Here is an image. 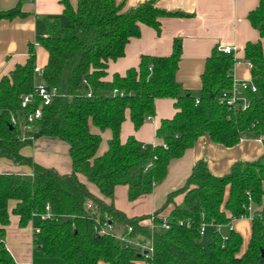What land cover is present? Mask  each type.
<instances>
[{
    "label": "trees",
    "instance_id": "obj_1",
    "mask_svg": "<svg viewBox=\"0 0 264 264\" xmlns=\"http://www.w3.org/2000/svg\"><path fill=\"white\" fill-rule=\"evenodd\" d=\"M60 1L66 22L60 15L46 16L47 32L29 44L26 61L0 77V157L32 168L31 177L0 172V264H20L4 241L11 199L16 200L12 211L22 225L35 214L45 213L46 204L50 205V215L35 226L34 251L59 257L63 264H264V224L257 215L264 211V153L255 159L237 160L222 175L213 173L206 159H199L184 185L170 191L162 206L151 213L129 216L114 203L115 188L120 184L128 186L130 200L152 192L166 178L170 161L183 155L201 135L225 146L264 135L261 38L247 41L244 48L257 90L245 92V107L235 106L221 95L232 86L236 58L219 51L218 46L206 58L198 95L183 89L177 80L180 38L174 39L170 54H142L136 66L107 78L109 62L124 55L130 39L141 34L142 23L160 32L162 17L185 15L183 11L161 8L156 0H144L127 10L118 0ZM25 14L20 3L0 8V19ZM248 18L263 37L264 0L249 11ZM36 43L48 52L42 83L56 87L57 93L25 129L22 96L39 84ZM159 97L173 98L176 108L172 117L160 120L156 129L159 142L141 144L134 135L122 141L120 131L127 110L138 129L155 113ZM40 103L37 98L31 108ZM13 116H20L21 123H13ZM105 130L111 136L105 151L98 153ZM40 136L59 137L68 143L71 172L60 173L21 152ZM87 200H92L93 208L86 206ZM249 205L254 213L245 248L243 236L235 228L223 233L211 226L208 246L202 243V222L228 225L233 217L249 215ZM163 216L167 228L161 226ZM109 223L126 228L128 237L150 239L151 254L113 230L102 231ZM151 223L157 225L155 229ZM129 226L132 229L127 231Z\"/></svg>",
    "mask_w": 264,
    "mask_h": 264
},
{
    "label": "crops",
    "instance_id": "obj_2",
    "mask_svg": "<svg viewBox=\"0 0 264 264\" xmlns=\"http://www.w3.org/2000/svg\"><path fill=\"white\" fill-rule=\"evenodd\" d=\"M73 4L77 0H70ZM144 0H118L123 3V10L136 6ZM20 3L23 16L12 19H0V77L8 73L17 63H24L28 56V47L36 42L38 35L47 32L46 16L60 15L63 23V4L60 0H0V8L6 9ZM259 0H156L157 6L167 10H181L185 15L164 16L161 18V30L158 32L148 24H141V34L132 37L125 47L123 56L111 60L107 78L114 72L124 73L127 68L136 66L142 54L166 55L172 52L173 41L180 38L182 54L177 70V80L183 89H190L198 95L202 86V72L207 56L213 48L220 45L235 46L236 62L233 76L238 79H251V67L245 58V44L249 40L261 41L264 36L254 27L248 13L255 8ZM44 51L40 62L39 49ZM37 66L42 69L48 58L47 50L36 43ZM176 112L174 99L159 97L155 100V113L148 116L144 123L136 129L127 110L123 121L120 138L125 141L134 135L141 144L159 142L156 129L164 117H172ZM111 136L110 130L102 133V141L98 153L107 148ZM25 155L32 156L36 161L56 168L60 173L72 170V159L69 145L59 137L40 136L32 144L21 149ZM264 153V135L261 137H244L233 145L225 146L212 141L207 135H201L193 146L187 148L183 155L173 158L168 167L166 178L156 184L152 192L139 196L135 200L128 197V186L117 185L114 194L115 205L129 216L147 214L161 207L170 191L181 187L190 175L194 164L201 158L206 159L211 171L222 175L230 171L232 165L240 159H255ZM14 171L32 176V168L28 164L16 163L7 157H0V172ZM80 179L87 182L91 190L98 193L97 187L80 174ZM178 200L180 197L177 198ZM16 200L9 201V222L5 226L4 241L9 252L20 264H63L59 257H44L34 251L35 226L41 218L35 214L26 224H20L19 216L12 209ZM232 228L239 231L247 246L252 233V220L246 217L234 219ZM211 228V226H208ZM229 229V225L222 227ZM117 228V230H116ZM113 231L125 235L126 228L113 225ZM205 234V233H204ZM99 264H105L100 261ZM139 264H143L139 262Z\"/></svg>",
    "mask_w": 264,
    "mask_h": 264
},
{
    "label": "built area",
    "instance_id": "obj_3",
    "mask_svg": "<svg viewBox=\"0 0 264 264\" xmlns=\"http://www.w3.org/2000/svg\"><path fill=\"white\" fill-rule=\"evenodd\" d=\"M219 51L223 52V53H235V46H231V45H220L218 46ZM247 63L249 64L250 67H252V63L250 61H247ZM35 71L37 74L42 75V69L38 66H36ZM249 90V91H256L257 90V86L254 83V81L251 79H241L238 80L235 77L233 78V83L230 89L228 90H224L222 92L221 95V99L225 100L228 104L230 105H241L243 107H245L248 103V99L245 95V92ZM57 93V88L56 87H51L48 88L44 83H39L38 86L36 87V89L32 92H28L23 94L22 96V100H21V107L24 111L21 119L22 122H24L25 124L23 125V127L26 129L29 127L30 123L33 122L34 120H36L37 118H39L42 114V105L43 104H48L51 102V100L53 99V96ZM91 92H88V95H90ZM37 98H40V104L38 106H35L33 108H31ZM31 108V109H29ZM29 109V110H28ZM12 122L13 123H21L20 120V116L19 117H12ZM151 162H149L148 165H150ZM86 206L89 208H93L94 207V203L92 202V200H87L86 202ZM46 209L47 211L45 213H41V218H47L50 215V205L47 203L46 204ZM249 209V215H253L254 213V209L252 207V205H249L248 207ZM258 216H260L262 218V222L264 224V211H259L257 213ZM243 217V215L241 216ZM238 217H233L232 220L236 219ZM163 223H162V227L167 228L169 227V223L166 220V217L163 216ZM231 224V223H230ZM229 225V228H232V226ZM156 224L155 223H151L150 227L151 229H155L156 228ZM208 226H213L216 230L218 231H222V227L225 226L223 224H218V223H214V222H202L201 223V227H200V232L203 235L206 232V229ZM105 229L108 230H113V225L111 223L107 224L106 228L102 229V231H105ZM132 228L129 226L127 231H130ZM39 229L36 228V231H38ZM121 238L125 239L126 241L135 244L137 247H139L142 251L145 252V254H151V252L153 251V245L150 239H143V238H131L128 237L127 235H118ZM225 237V235H224Z\"/></svg>",
    "mask_w": 264,
    "mask_h": 264
},
{
    "label": "rangeland",
    "instance_id": "obj_4",
    "mask_svg": "<svg viewBox=\"0 0 264 264\" xmlns=\"http://www.w3.org/2000/svg\"><path fill=\"white\" fill-rule=\"evenodd\" d=\"M43 57H44V51L40 48L39 49V60H40V62L38 64L41 63ZM36 76H37L38 83H42V76L40 74H37ZM243 217H246L247 219H249V218H251V215H246V216H243ZM238 218L240 219L241 217H238ZM231 224L234 225L235 224V220H232ZM116 230H117V228H116ZM223 231H224V233H226L227 232V228L224 227ZM210 239H211V228L207 227L205 234H203L202 237H201V241H202V243L205 246H208V243H209ZM243 240H244V242H243V246H244L246 244L245 236H244Z\"/></svg>",
    "mask_w": 264,
    "mask_h": 264
},
{
    "label": "water",
    "instance_id": "obj_5",
    "mask_svg": "<svg viewBox=\"0 0 264 264\" xmlns=\"http://www.w3.org/2000/svg\"><path fill=\"white\" fill-rule=\"evenodd\" d=\"M262 255H264V250H263V252H262Z\"/></svg>",
    "mask_w": 264,
    "mask_h": 264
}]
</instances>
